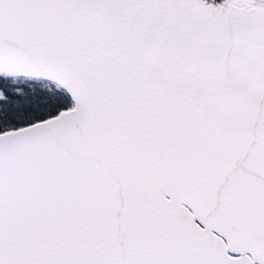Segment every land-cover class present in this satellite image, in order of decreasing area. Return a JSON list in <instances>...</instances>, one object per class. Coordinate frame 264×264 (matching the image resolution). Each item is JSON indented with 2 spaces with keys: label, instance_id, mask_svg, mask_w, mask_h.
Returning a JSON list of instances; mask_svg holds the SVG:
<instances>
[{
  "label": "snow or ice",
  "instance_id": "6c2138e0",
  "mask_svg": "<svg viewBox=\"0 0 264 264\" xmlns=\"http://www.w3.org/2000/svg\"><path fill=\"white\" fill-rule=\"evenodd\" d=\"M0 264H264V0H0Z\"/></svg>",
  "mask_w": 264,
  "mask_h": 264
}]
</instances>
